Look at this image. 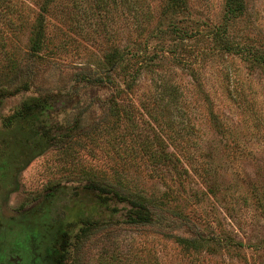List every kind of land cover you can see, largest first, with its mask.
<instances>
[{
	"label": "rangeland",
	"instance_id": "374dc122",
	"mask_svg": "<svg viewBox=\"0 0 264 264\" xmlns=\"http://www.w3.org/2000/svg\"><path fill=\"white\" fill-rule=\"evenodd\" d=\"M226 1L0 0V177L36 152L2 181L15 219L0 216V238L36 213L40 264H264V63L247 52H264V0L229 22ZM26 102L43 105L49 145L13 119ZM98 185L159 218L110 215Z\"/></svg>",
	"mask_w": 264,
	"mask_h": 264
},
{
	"label": "trees",
	"instance_id": "16d2710c",
	"mask_svg": "<svg viewBox=\"0 0 264 264\" xmlns=\"http://www.w3.org/2000/svg\"><path fill=\"white\" fill-rule=\"evenodd\" d=\"M226 6H227V20L228 22L232 20L233 18L238 17L241 15L243 11V2L242 0H227L226 1ZM179 8L178 11L176 12H182L185 11L188 7L186 0H168V8ZM40 21H43V19H40ZM39 21V22H40ZM226 23V27H227ZM225 25V23H224ZM226 27L223 31L217 32L218 35L222 37V40L224 41V49H227L229 51H234L238 52L237 47L238 44H232V37L226 32ZM36 32L35 35L33 36V40L31 42V46L33 51L38 52L41 48V42H42V34L41 31L43 29V22H40L38 27L36 26ZM244 47H240V51H243ZM253 58L254 61H257L259 63H264V52H260L257 54L256 52H251L250 50L247 51ZM123 54H125V49H120L119 47H116L113 51V53L108 56V61L112 63L114 60L117 58H123ZM119 56V57H118ZM120 58V60H122ZM112 61V62H111ZM115 62V61H114ZM113 62V63H114ZM96 82H100L103 80V77L97 76L94 78ZM43 105H39L37 103L32 104L30 102H26L21 109L23 110L19 115L13 116V119L16 120L17 122L19 121H25L29 123H32V126L34 128V136L36 137V142L39 140L41 143H44L45 145H49L53 139L52 135L49 136V133L43 129L44 126L40 125V122L42 120V115H43ZM36 110V113H32L31 110ZM36 128V130H35ZM36 132V134H35ZM39 137V138H38ZM44 147L41 145L39 147V152H41ZM38 148V145H37ZM167 148V146L165 147ZM166 152V151H165ZM155 157L158 158L159 162L160 159H167L169 161L175 160V158L172 155H168V153H165L161 156L159 153L154 152ZM160 156L161 158H159ZM90 188V187H87ZM99 189L93 188V191L95 192V200L96 204L101 207V209L106 210L110 215L112 214H118L121 213L124 215V220L127 223H133V224H145V223H151L154 220H156L157 217V211L159 212L158 209L155 208V206H152L150 203L147 201L139 200L138 198L130 197L127 195L121 194L118 190H112L111 188H108V185H98ZM96 189V191H95ZM122 205L121 208L119 206ZM122 210V212H121ZM159 218V217H157ZM161 218V217H160ZM158 221V220H157ZM178 238V241L182 243L184 246H190L192 245L193 242L191 239L180 237L179 235H176ZM226 242H228L226 240Z\"/></svg>",
	"mask_w": 264,
	"mask_h": 264
},
{
	"label": "flooded vegetation",
	"instance_id": "af4514ba",
	"mask_svg": "<svg viewBox=\"0 0 264 264\" xmlns=\"http://www.w3.org/2000/svg\"><path fill=\"white\" fill-rule=\"evenodd\" d=\"M29 151V152H28ZM30 149L27 151H22L19 154L14 155V158L10 161V166H8L11 169L8 170V168L5 166L4 169L7 171V174L4 175V178L0 177V216L5 218L3 216V211H2V205L6 202L5 200L7 199L6 193L2 191V186H3V180H10V173H18L20 171V168L25 165L26 161H28L29 157L32 154H35V149L31 150ZM12 166V168H11ZM14 167V168H13ZM10 172V173H9ZM3 175V173H2ZM13 193L12 191L7 192V195ZM10 198V197H9ZM9 198L8 202L9 203ZM44 212V211H43ZM36 216L37 214L35 213L32 215V221L33 222H28V225H23L22 224V229L21 228H16L12 231V235L6 231L4 232L3 236L0 238V264H40L41 262V257H40V251L34 253L31 249V242L32 240L36 239L37 233L39 232L38 225L36 223ZM0 217V218H1ZM6 220L10 221L12 219L5 218ZM30 220V219H29ZM35 221V222H34ZM26 232V233H25ZM56 236H58L56 234ZM9 237H15L16 238V243L15 246H11V244H8ZM59 237V236H58ZM54 248L47 249L46 255H49V258L51 257V262L55 261L57 262V258L55 257L56 255L53 254ZM54 253H58V251L55 250ZM37 254V255H36ZM45 256V254H44ZM55 258H54V257Z\"/></svg>",
	"mask_w": 264,
	"mask_h": 264
}]
</instances>
